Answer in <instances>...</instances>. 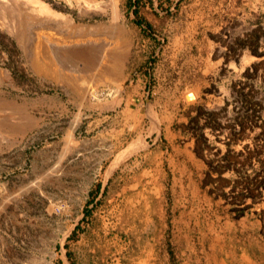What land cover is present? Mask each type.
Instances as JSON below:
<instances>
[{
    "label": "rangeland",
    "instance_id": "374dc122",
    "mask_svg": "<svg viewBox=\"0 0 264 264\" xmlns=\"http://www.w3.org/2000/svg\"><path fill=\"white\" fill-rule=\"evenodd\" d=\"M0 264H264V0H0Z\"/></svg>",
    "mask_w": 264,
    "mask_h": 264
},
{
    "label": "trees",
    "instance_id": "16d2710c",
    "mask_svg": "<svg viewBox=\"0 0 264 264\" xmlns=\"http://www.w3.org/2000/svg\"><path fill=\"white\" fill-rule=\"evenodd\" d=\"M256 63H251L250 64V66H253V65H255ZM246 69L247 68H245V70H244V73H245V71H246ZM193 110L195 111L194 112V114L191 116V117H188V119H187V121H189V122H191L192 123V121H194V120H196L197 119V116H198V114H201L202 116H204V118H203V123H201L200 124V126L201 125H203V124H208V125H210V123H208V121H211V123H213V118H215V114H216V111L217 110H215V111H212V110H204V111H200L201 110V108L200 107H198V106H195V107H193ZM195 124V123H194ZM194 124H192L193 125V128H195V125ZM214 124H215V122H214ZM238 124H240V123H238ZM212 126V125H211ZM197 128H199V126L197 127L196 126V129ZM198 138H201V139H203V137H201V135L198 133ZM193 150H195V152H197L196 151V149H195V146L193 145ZM210 170H214V172H216L217 174L220 172V170L221 169H218V167H210L209 168Z\"/></svg>",
    "mask_w": 264,
    "mask_h": 264
},
{
    "label": "crops",
    "instance_id": "0c3cea01",
    "mask_svg": "<svg viewBox=\"0 0 264 264\" xmlns=\"http://www.w3.org/2000/svg\"><path fill=\"white\" fill-rule=\"evenodd\" d=\"M186 99L189 100V99H190V95H187V96H186ZM111 103L113 104V106H114V105H120V104H123V103H121V101H120V96H116V97H114ZM119 107H120V106H119ZM123 108H124V107H123Z\"/></svg>",
    "mask_w": 264,
    "mask_h": 264
}]
</instances>
